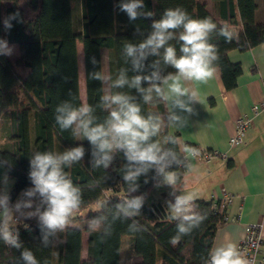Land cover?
I'll return each mask as SVG.
<instances>
[{
    "label": "trees",
    "instance_id": "trees-1",
    "mask_svg": "<svg viewBox=\"0 0 264 264\" xmlns=\"http://www.w3.org/2000/svg\"><path fill=\"white\" fill-rule=\"evenodd\" d=\"M74 0H0V41L14 44L16 56L10 61L0 54V112L7 111L9 120L8 148L0 147V162L5 172L12 178L8 191L9 199L34 187L29 179V161L36 151L63 153L75 147L83 146V159L71 167H64L73 187L80 189L81 204L77 211L85 209L82 216H70L64 230L55 232L43 226L41 221L33 225L18 224L11 231L18 232L19 249L4 242L0 237V264H27L21 253L31 251L38 264H51V250L55 244V264H117L119 237L131 238L129 264H204L209 258V249L215 229L223 224L225 203L215 200L196 199L192 201V213L203 219L198 226L191 227L187 234H181L178 225L182 218L156 220L149 211V205L142 204L137 214L127 216L119 206L136 197H146L151 189L163 181L155 166L141 173L134 184L124 180L128 161L121 149H114L109 166H94L95 160L103 153L88 142L82 135L76 141L74 126L61 131L55 117L56 109L65 102L73 108L81 107L78 98L77 64L75 43L81 47L84 105L92 111L89 116L93 123L90 127L105 125L110 112L116 105L108 107L104 99L101 80L91 78V74L100 73V53L105 51L107 59L108 96L123 94L131 97L130 103L139 105L140 115L147 119L159 116L161 131L149 142L162 141L161 149L171 151L170 167L165 171L177 174L180 181L186 169L185 162L179 157L176 135H167L166 111L163 98L155 91L152 100L145 103L143 96L151 86L141 81L140 87L145 93L130 87L136 75L150 76L159 71L161 77L176 70L163 61L164 49L160 56L149 54L141 63L139 70L133 68L132 57L127 56L124 45H138L153 31L152 23L162 18L168 8L181 6L194 19L211 17L217 25L208 37V43L219 50V77L224 89L235 85L240 74L239 65L230 63L226 53L230 50L243 52L262 40L264 32V0H262L263 18L255 22L253 0H211L213 12L209 13L200 0H144L145 7L138 12H152L151 17H138L130 21L126 13L120 11L122 0H75L77 17L73 9ZM2 4V7H1ZM20 16L10 21L12 27L6 30L4 19L12 13ZM239 26L236 36L227 42L219 35L222 27ZM183 29L175 30L176 38L169 44L176 48L177 58L180 52L179 34ZM229 31V30H228ZM167 46V45H166ZM93 58L95 63H93ZM159 60L158 67H154ZM124 70L128 84L114 87ZM159 85L160 82L156 81ZM194 147L191 144H188ZM196 148V147H194ZM96 152L97 155L93 156ZM5 161L7 164H5ZM8 165L11 166L9 170ZM135 189L134 191L132 189ZM33 202L43 212L46 208L38 198ZM95 205V209H90ZM151 205V204H150ZM88 220L80 226L76 223ZM95 221L96 223H92ZM97 224L92 230L91 226ZM188 227L187 224H185ZM87 232L86 254L80 258V235ZM179 235L175 245L170 240Z\"/></svg>",
    "mask_w": 264,
    "mask_h": 264
},
{
    "label": "clouds",
    "instance_id": "clouds-1",
    "mask_svg": "<svg viewBox=\"0 0 264 264\" xmlns=\"http://www.w3.org/2000/svg\"><path fill=\"white\" fill-rule=\"evenodd\" d=\"M144 0H122L119 5L120 11L127 14L130 21H135L138 17H151L152 12H138L137 9L144 8ZM20 16L19 12L9 14L4 19L5 29H11L10 21ZM153 31L146 40L133 45L126 43L124 50L127 56L132 57L133 68L139 70L143 67L142 61L151 54L160 56V49L163 48V61L166 65L176 70L175 74L169 73L161 77L159 71L153 72L150 76L136 75L132 78L130 87L137 91L145 93L140 87L141 81L148 82L151 86L147 89L143 99L145 103L152 100L151 93L155 91L158 96L164 100H173L179 108L191 111L186 103L180 97H189L190 101L196 100L199 96L198 89L189 93V90L182 85L184 81H194L197 84H206L213 79L219 71V50L215 45L208 43L209 34L216 30L217 25L213 23L211 17L203 19L192 18L190 14L181 6L168 8L164 11L160 20L152 23ZM182 28L179 34L180 52L182 55L177 58L176 48L169 44V41L176 38L175 30ZM219 35L230 42L233 34L222 27ZM167 45V46H166ZM0 54L10 55V50L6 44L0 41ZM93 63L95 60L93 58ZM159 60L155 62L154 67H158ZM91 78L102 80V73H93ZM156 81H159L158 85ZM128 84L125 78L124 70H121L120 78L115 81L114 87H123ZM163 86H166V91ZM109 101L108 107L116 105V108L110 112L109 119L105 125L90 127L93 123L89 113L92 109L89 106L82 105L79 108H73L70 103L65 102L56 109L59 113L55 117L56 124L61 131H65L76 126L82 132L83 137L103 153L101 159L95 160L96 167L101 164L105 168L109 166L113 157L109 155L114 149H121L128 164L124 180L134 184L141 173H146L155 166L158 174H162L166 183L174 185L177 180V174L172 171H165L170 167L169 155L175 158L171 151H163L159 142H149L152 137L161 131V119L159 116H149L145 119L140 115V107L136 103H130L131 97L123 94H115L104 97ZM179 120V117H172ZM185 152L193 156L199 155L197 148L185 144ZM85 154L83 146L66 150L63 153H53L50 151H36L29 161L30 172L29 179L34 185L21 193V199L15 205V210L21 208H32L33 198H38L42 206L46 205L43 212L40 207L35 212H29L28 217L39 216L43 226L55 232L57 229L63 231L69 223L68 218L77 211L81 204L80 189L73 187L72 181L64 171V167H71L80 162ZM97 153L94 152L93 156ZM5 164L7 162L5 161ZM9 170L11 166L8 165ZM135 190L134 188L132 189ZM4 197L0 200V218L4 219V224L0 227V237L4 242L14 248L19 249L21 245L17 243L18 232L9 230V223L12 218V208L9 207L8 195V177L4 175ZM196 199L193 193L177 196L175 203L170 204V211L173 218H182V222L177 226L179 233L187 234L191 227L198 226L203 217L192 213V201ZM143 202L142 197H136L125 202V205L119 206L127 216L137 214V210ZM92 223H96L93 221ZM188 225V227L185 226ZM177 235L170 240L173 245L180 240ZM22 259L27 264H38L31 251L25 250L21 253ZM210 264H249V261L242 258L234 244L215 249L211 253Z\"/></svg>",
    "mask_w": 264,
    "mask_h": 264
},
{
    "label": "crops",
    "instance_id": "crops-1",
    "mask_svg": "<svg viewBox=\"0 0 264 264\" xmlns=\"http://www.w3.org/2000/svg\"><path fill=\"white\" fill-rule=\"evenodd\" d=\"M200 1L204 3L209 13L213 12L211 0ZM253 3L254 21L261 22L262 0H253ZM228 30L236 36L239 26L230 27ZM6 45L15 51L12 59L7 57L12 61L16 56V47L14 44ZM226 57L230 63H236L240 68V74L235 78L233 88L224 89L218 71L216 76L206 84L181 81L189 93L196 89L199 91V96L194 101H190L187 96L180 97L191 111L179 108L173 100L163 99L167 115V135H176L178 152L186 159V169L180 181L174 185L166 183L163 177V181L155 185L142 202L144 205L159 204L165 212L172 215L169 205L174 204L172 200L174 194L181 196L193 193L196 199L202 200L220 198L222 194L229 195L230 199L225 205L226 222L215 229L209 249L210 259L211 253L217 248L229 244L237 247L245 225L254 223L258 225L261 237L259 249L264 255V113L259 115L245 131L239 145L234 147L227 145V140L232 135V121L245 115L252 103L264 97V32L262 40L255 46L243 52L230 50L226 53ZM161 86L165 91L167 90L166 86ZM81 92L84 94L83 85ZM174 116L180 119H172ZM8 134V113L4 110L0 112L1 148L9 147L6 140ZM75 135L78 141L76 131ZM185 144H191L202 150H216L224 153V157L201 163L185 152ZM5 173L0 162V200L4 197ZM7 177L9 191L13 180L10 176L7 175ZM20 199V195L9 199V207L13 210L9 223L11 230L18 224L33 225L40 221L38 215L32 217L27 215L29 212H35L39 207L34 202L32 208L15 210V205ZM0 222L4 224L5 221L0 218ZM96 228L97 224L91 226L92 230ZM86 238L87 232H82L80 235L81 259L86 254ZM130 243L129 236L119 237L117 264H129ZM51 264H55V244L51 250Z\"/></svg>",
    "mask_w": 264,
    "mask_h": 264
},
{
    "label": "built area",
    "instance_id": "built-area-1",
    "mask_svg": "<svg viewBox=\"0 0 264 264\" xmlns=\"http://www.w3.org/2000/svg\"><path fill=\"white\" fill-rule=\"evenodd\" d=\"M264 113V97H262L259 101L252 103L249 106L248 112L245 115H242L232 121V135L227 140V145L229 147H234L239 145L242 142L243 136L245 131L250 127V125L254 122V120ZM199 150V155L193 156L189 153H187L189 156H191L193 159H195L198 162L206 163L212 159L216 158H223L224 153H221L216 150ZM179 157L185 162L186 159L184 155H180ZM179 196L174 194L172 196V200L175 203V198ZM211 200H215L217 198H210ZM220 199L227 204L230 196L227 194H222ZM149 211L152 214V216L158 220H172L174 219L172 215L168 214L164 211L163 207L159 204L153 203L149 205ZM224 221L226 222V216L224 218ZM3 224L0 222V227H2ZM11 231V229H9ZM261 243V237L258 231V225L256 223L254 224H247L244 227L242 236L237 244V251L240 253L242 258L249 261V264H264V255L261 254L259 245ZM204 264H210V259H208Z\"/></svg>",
    "mask_w": 264,
    "mask_h": 264
},
{
    "label": "rangeland",
    "instance_id": "rangeland-1",
    "mask_svg": "<svg viewBox=\"0 0 264 264\" xmlns=\"http://www.w3.org/2000/svg\"><path fill=\"white\" fill-rule=\"evenodd\" d=\"M77 1H73V9H74V14L75 16L77 17ZM1 7H2V4H1ZM7 49L10 50V55H7L6 57H8L9 59H12L14 57V54H15V51L13 50V48L7 46ZM75 56H76V64H77V83H78V88H79V91H78V98L80 100V103H81V106L84 105V94L83 92H81V86L83 85V75H82V59H81V47H80V44L78 42L75 43ZM100 73H102V76H103V79H102V93L104 95V97H107L109 94H108V79H107V59H106V54H105V51H101L100 53ZM81 85V86H80ZM74 126V129L75 131L77 132V140L80 141V137H81V134H80V130L76 128L75 125ZM161 142V141H160ZM161 146V144H160ZM90 209H95V205H92L90 207ZM85 212V209L83 210H79V211H75L73 214H72V217L73 216H82ZM88 223V220H80L78 221L76 224L77 225H84Z\"/></svg>",
    "mask_w": 264,
    "mask_h": 264
}]
</instances>
